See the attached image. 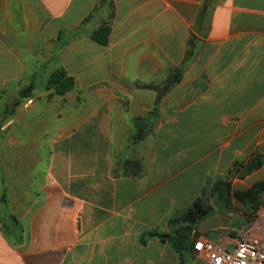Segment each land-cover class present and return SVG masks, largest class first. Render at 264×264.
<instances>
[{
	"label": "crops",
	"instance_id": "crops-1",
	"mask_svg": "<svg viewBox=\"0 0 264 264\" xmlns=\"http://www.w3.org/2000/svg\"><path fill=\"white\" fill-rule=\"evenodd\" d=\"M254 154L264 0H0V264H211L264 207L212 201L180 250L173 218Z\"/></svg>",
	"mask_w": 264,
	"mask_h": 264
},
{
	"label": "trees",
	"instance_id": "trees-1",
	"mask_svg": "<svg viewBox=\"0 0 264 264\" xmlns=\"http://www.w3.org/2000/svg\"><path fill=\"white\" fill-rule=\"evenodd\" d=\"M110 21H111V12H107L105 16L101 19L98 26L93 29L89 38L97 42L98 44L104 45L107 42V37L110 31ZM73 86V78L68 77L66 72L60 68L55 70L50 76L47 82L44 84V90L53 88L54 92L63 95L70 91ZM30 87V86H29ZM29 91V88L24 89L21 94L24 96ZM264 164V159H262L260 154H254L250 161L244 165L240 166L234 164L233 169L230 171V175H234L236 171L239 170V167H243L241 175H246L260 167ZM235 171V172H234ZM264 193V179L262 181L255 183L249 189L245 191H229V184L221 182L220 179H217L208 190H203L201 194L194 200L192 205L188 207L183 214L178 218H173L174 221H181V233L179 237L173 238V247L175 250H180L184 248V233L189 230L191 227L199 224L206 216L210 214L211 207L206 204L209 198L216 197L218 200H223L224 203L228 204L230 200L242 203L245 207H250L252 211L257 210L264 200L261 199V194ZM178 232V231H177Z\"/></svg>",
	"mask_w": 264,
	"mask_h": 264
},
{
	"label": "built area",
	"instance_id": "built-area-1",
	"mask_svg": "<svg viewBox=\"0 0 264 264\" xmlns=\"http://www.w3.org/2000/svg\"><path fill=\"white\" fill-rule=\"evenodd\" d=\"M204 248L211 264H264V217L241 231L231 249L209 243Z\"/></svg>",
	"mask_w": 264,
	"mask_h": 264
},
{
	"label": "rangeland",
	"instance_id": "rangeland-1",
	"mask_svg": "<svg viewBox=\"0 0 264 264\" xmlns=\"http://www.w3.org/2000/svg\"><path fill=\"white\" fill-rule=\"evenodd\" d=\"M51 71V70H50ZM49 75V74H48ZM46 91V90H45ZM79 90H78V87H76L74 90H72V91H70V92H68V93H76V92H78ZM67 93V94H68ZM262 159H264V158H262ZM246 165V164H245ZM262 165H264V164H262ZM242 168L243 167H239V169H240V171H242ZM259 168V167H258ZM235 172V171H234ZM238 171H236V173H237ZM235 173V174H236ZM232 178H233V175L231 176L230 175V171H229V173L228 174H226L225 175V177H220V178H218V179H220L221 180V182H225V184H229V191H230V193L231 192H234V191H237V190H233L232 189ZM217 181V179L214 181V182H216ZM260 181H262V180H260ZM260 181H258V182H260ZM214 182H212V183H210L209 185H207V187L205 188V190H208V188H210V186L214 183ZM257 183V182H256ZM255 184V183H254ZM253 184V185H254ZM252 185V186H253ZM249 189V188H248ZM247 190V189H246ZM261 199L262 200H264V193H262L261 194ZM212 201H214V202H216V203H218V202H220V203H223V204H225V205H227L226 203H224L223 202V200H218L216 197H212V198H209V200L206 202V204H208V205H210L209 203H211ZM231 201H233L234 203H235V205H237V206H241V207H245V205H243L242 203H239V202H236V201H234L233 199L232 200H230V202L228 203V204H231ZM211 207V206H210ZM260 207H264V203H262V205L260 206ZM1 211H3L2 213H3V215H4V209H2ZM210 213H211V211H210ZM210 215V214H209ZM207 217V216H206Z\"/></svg>",
	"mask_w": 264,
	"mask_h": 264
}]
</instances>
